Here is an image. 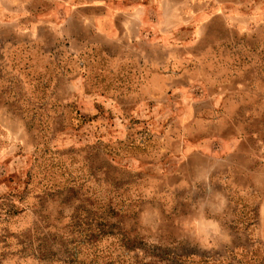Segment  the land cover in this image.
Wrapping results in <instances>:
<instances>
[{
    "label": "rangeland",
    "instance_id": "obj_1",
    "mask_svg": "<svg viewBox=\"0 0 264 264\" xmlns=\"http://www.w3.org/2000/svg\"><path fill=\"white\" fill-rule=\"evenodd\" d=\"M0 264H264V0H0Z\"/></svg>",
    "mask_w": 264,
    "mask_h": 264
}]
</instances>
